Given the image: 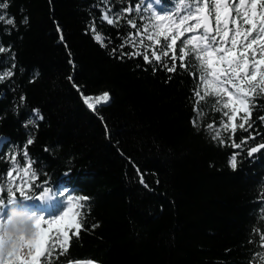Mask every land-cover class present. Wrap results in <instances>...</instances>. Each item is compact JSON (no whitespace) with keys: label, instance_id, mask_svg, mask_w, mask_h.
I'll list each match as a JSON object with an SVG mask.
<instances>
[{"label":"trees","instance_id":"16d2710c","mask_svg":"<svg viewBox=\"0 0 264 264\" xmlns=\"http://www.w3.org/2000/svg\"><path fill=\"white\" fill-rule=\"evenodd\" d=\"M5 2L15 26L0 23V46L8 49L0 53V73L13 71L0 82V174L5 175L0 184L7 183L15 155V167L31 161L36 173L29 195L62 185L75 197L89 198L82 201L79 237H72L61 261L264 264L254 259L264 253V219L259 218L264 150L248 157L246 150L228 146L230 131L221 130L224 143L212 139L215 133L207 125L220 128L226 118L215 110L213 97L200 102L197 117L193 77L179 61L177 72L169 73L163 61L149 65L142 56L122 58L118 46L136 30L124 19L117 25L102 20L108 8L119 11L118 0ZM139 17L127 14L141 28ZM92 27L105 38L104 46ZM181 46L178 42L177 55ZM135 50L126 46L122 52ZM187 61L189 71H196L191 55ZM104 92L110 100L95 111L82 101L81 93ZM254 103L264 107V98ZM37 109L42 120L34 115ZM260 116L264 111L253 108L254 128H237L236 143L249 134H259L250 146L264 143ZM25 147L28 156L22 157ZM237 153L232 169L230 157Z\"/></svg>","mask_w":264,"mask_h":264},{"label":"snow or ice","instance_id":"6c2138e0","mask_svg":"<svg viewBox=\"0 0 264 264\" xmlns=\"http://www.w3.org/2000/svg\"><path fill=\"white\" fill-rule=\"evenodd\" d=\"M102 2L107 4L110 0H102ZM130 2L131 0H118L119 11L108 8L102 15V20L109 25H117L121 19H124L126 26L136 30L135 34L122 38V43L118 46L122 58L124 55L142 56L149 65L153 60L163 61L161 66L169 73L177 72L178 60L179 68L193 77L195 87L192 94L195 98L194 113L197 117L202 115L199 110L200 102L213 97L215 110L222 112L226 118V121L219 122L220 128L216 127L215 122L207 125V130L215 133L212 139L224 143L221 130L230 131L228 146L241 149V152L246 150L248 157L264 150V143L249 145V140H256L259 134H249L240 143L235 141L237 128L245 132L254 128L251 123L253 108L264 111V107L254 103L256 97L264 98V0H169L168 5L164 0H147V10L151 15L148 18L149 22L142 28H138L137 22L133 19L127 18V14L136 13L139 17L141 6L146 0H139L138 4L126 6ZM7 8L8 4L5 0H0V23L14 27V20L8 18L5 12ZM139 19L144 18L139 17ZM22 23L27 24V19L25 18ZM57 30L59 32V26ZM91 32L94 34V39L104 46L105 38L96 34L95 27L91 28ZM60 40L63 41L62 34ZM178 42L182 45L179 48V55H177ZM126 46L136 50L125 54L122 50ZM141 47L144 48L143 52L139 50ZM5 51L8 49L0 46V53ZM111 54L115 55V50ZM190 55L197 62L191 65L196 69L194 72L189 71L190 64L187 58ZM12 67L14 68L15 65L13 64ZM12 75L11 70L0 73V82ZM36 75L38 76V73ZM68 79L71 81V76ZM73 87L77 88V91L80 90L74 83ZM81 97L83 103L93 111L97 105L110 100L107 92L95 96H85L81 93ZM21 99L23 100V97ZM34 115L40 120L43 119L38 109L34 110ZM237 119L240 121L239 124L236 123ZM258 119L264 123V116ZM29 123L35 121L30 119ZM193 127H197L196 120L193 121ZM32 143V139L27 141V145ZM237 155L239 153L230 157L232 169L237 168ZM21 156H28L26 147ZM10 162L13 170L6 172L7 183L0 184V205L4 204L5 193L8 202L14 200L17 193L25 198L34 196L28 194L32 187L30 181L36 179L31 161H28L23 169L15 167L17 163L15 155L10 157ZM25 177L28 179L25 180ZM18 179L19 183H17ZM4 180L5 175L0 174V181ZM140 182L147 187L142 176ZM261 184L264 185V180ZM49 196V189L44 187L38 198L45 199ZM88 199L85 196L73 197L68 194L67 208L61 215L51 219H45L43 216L37 218L34 236L28 242L30 249L28 255L0 258V264H41L42 260L44 264H53V259L57 264H65L60 258L68 254L72 237H79L82 229L80 209L84 207L82 201ZM259 218L264 219V208L259 213ZM260 239L264 241V235H260ZM57 251L59 254L54 257L53 254ZM254 259L264 262V253L257 254ZM86 264L93 262L89 260Z\"/></svg>","mask_w":264,"mask_h":264},{"label":"clouds","instance_id":"9594fccd","mask_svg":"<svg viewBox=\"0 0 264 264\" xmlns=\"http://www.w3.org/2000/svg\"><path fill=\"white\" fill-rule=\"evenodd\" d=\"M6 216H0V258L27 256L30 249L28 242L35 233V224L39 215L17 206V202H8Z\"/></svg>","mask_w":264,"mask_h":264},{"label":"bare ground","instance_id":"6f19581e","mask_svg":"<svg viewBox=\"0 0 264 264\" xmlns=\"http://www.w3.org/2000/svg\"><path fill=\"white\" fill-rule=\"evenodd\" d=\"M50 196L45 199L38 198L39 195H34L31 198H26L17 202V206L25 210L35 212L45 219H51L61 215L67 208L66 197L70 193L69 188L55 187L49 190ZM61 193H66L65 196ZM72 195V194H71ZM73 196V195H72ZM75 197V196H73ZM8 202L0 206V216H6L8 211ZM86 264V263H84Z\"/></svg>","mask_w":264,"mask_h":264},{"label":"rangeland","instance_id":"374dc122","mask_svg":"<svg viewBox=\"0 0 264 264\" xmlns=\"http://www.w3.org/2000/svg\"><path fill=\"white\" fill-rule=\"evenodd\" d=\"M147 0L145 2L144 5H142V8H141V11H142V14H140V17H143L144 19H142L143 23L141 25V28L143 27L144 24L148 23V18L150 17L151 13L150 11L147 10ZM161 15H167L168 13H160ZM141 20V19H140ZM145 43H147V41H145ZM143 51H144V48H142ZM1 139V138H0Z\"/></svg>","mask_w":264,"mask_h":264}]
</instances>
